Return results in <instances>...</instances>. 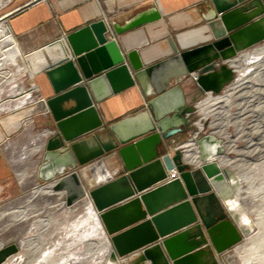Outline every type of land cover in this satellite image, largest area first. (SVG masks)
Wrapping results in <instances>:
<instances>
[{
	"label": "water",
	"instance_id": "95a60500",
	"mask_svg": "<svg viewBox=\"0 0 264 264\" xmlns=\"http://www.w3.org/2000/svg\"><path fill=\"white\" fill-rule=\"evenodd\" d=\"M199 9L221 34L185 49L169 36L172 53L154 62H146L147 50L129 47L124 36L161 17L151 6L120 25L100 18L67 32L68 55L41 68L50 86L41 112L54 131L44 140L34 179L63 193L66 205L89 199L110 248L105 264H223L252 231L231 170L218 161L223 138L201 131L194 118L200 101L186 102L180 80L168 82L195 72L199 93L222 92L236 79L230 61L264 41V0H203ZM135 85L146 96L143 109L104 126L97 105ZM101 127L94 133L97 147L80 157L71 141ZM193 127L195 162L183 158L184 146L174 147ZM102 158L111 161L115 176L86 186L96 175L93 162L87 163ZM171 168L177 175L168 179ZM17 250L13 240L0 244V264Z\"/></svg>",
	"mask_w": 264,
	"mask_h": 264
},
{
	"label": "crops",
	"instance_id": "0c3cea01",
	"mask_svg": "<svg viewBox=\"0 0 264 264\" xmlns=\"http://www.w3.org/2000/svg\"><path fill=\"white\" fill-rule=\"evenodd\" d=\"M202 1L0 0V16L6 14V17L0 21L5 26L6 33L17 45L16 53L27 67L29 81L28 85L21 86L22 90L10 84V93L0 95V191L12 192L15 187L21 191L15 176L16 172L22 176L23 188L26 185L35 188L31 173L39 162V155L48 132H53V128L45 125L47 117L41 112V99L50 93V86L41 68L68 55L63 39L64 34L100 18L108 26L111 22L120 25L136 12L155 6L161 13L159 19L139 25L124 34L130 42L129 47L147 50L145 60L150 63L172 53L168 42L169 36L174 39L179 49H185L221 34L220 25L214 23L211 27L203 20L201 9H199ZM11 55L13 54H6L4 57ZM8 76L4 71L0 73V78L4 79ZM177 80H180L186 102H190L193 98L200 101L199 109L194 117L200 128L204 122V113L208 111L201 109V105L209 104L211 107L217 104L219 99L216 95L218 94L208 96L206 93H199L194 87L191 74L182 75L179 79H170L168 84L173 85ZM230 85L232 84H227L223 90ZM22 100L27 102L12 111L7 110ZM145 100L146 96L139 86L135 85L106 97L97 105V109L106 126L112 121L143 109ZM12 113L16 114L14 119L8 117ZM198 114L201 116L198 117ZM196 128L198 127L189 129L181 138L177 137L174 144V147L184 146L188 155L185 154L183 158L192 162L196 161L197 149L192 140V134L195 133ZM209 128L207 123H203L201 131L211 130L220 136L215 130ZM103 129L101 127L90 131L71 141L76 143L80 157L97 147L94 133ZM102 136L105 135L102 134ZM10 155L11 157H8ZM24 156L26 157L23 159ZM35 159H37L36 164H33ZM218 161L221 165L226 164L223 158ZM92 162L94 164L92 169L96 175L89 181H84L86 186H93L96 181L115 176L110 160L104 161L102 158L101 163L97 164L96 159H93L87 164ZM88 174L93 175V171H89ZM80 176L84 180L82 175ZM24 193L26 196L28 191ZM140 236L139 233L137 237Z\"/></svg>",
	"mask_w": 264,
	"mask_h": 264
},
{
	"label": "rangeland",
	"instance_id": "374dc122",
	"mask_svg": "<svg viewBox=\"0 0 264 264\" xmlns=\"http://www.w3.org/2000/svg\"><path fill=\"white\" fill-rule=\"evenodd\" d=\"M4 28L0 21V73L9 75L0 78L2 96L10 93V84L18 90L29 84L27 67L18 54L4 57L11 42ZM237 65L236 82L216 95L217 104L201 105L208 110L203 120L224 140V165L231 170L230 181L236 185L237 198L252 228L238 249L229 250L221 263L264 264V41L245 50ZM15 176L21 191L18 187L12 192L0 191V243L14 239L20 247L3 264L109 261L108 246L86 197L66 205L63 193H54L47 184L23 188L21 174L16 172ZM26 190L24 202H11L2 208Z\"/></svg>",
	"mask_w": 264,
	"mask_h": 264
},
{
	"label": "bare ground",
	"instance_id": "6f19581e",
	"mask_svg": "<svg viewBox=\"0 0 264 264\" xmlns=\"http://www.w3.org/2000/svg\"><path fill=\"white\" fill-rule=\"evenodd\" d=\"M258 44V43H257ZM257 44H255V45H257ZM255 45H253V46H255ZM252 46V47H253ZM252 47H250V48H252ZM249 48V49H250ZM17 45L15 44V42H13L12 40H11V42H10V45H9V48H8V50H7V52H6V54L8 55V54H14V53H16V51H17ZM246 50H248V49H246ZM245 51V50H244ZM244 51H241L235 58H234V60L233 61H230L234 66V68L236 69V73H235V77H236V79L233 81V79H232V81L233 82H228V83H226L225 85H224V87L227 85V84H234L235 82H236V80H237V74H238V72H239V67H238V61H239V57H240V55L244 52ZM246 60H248V59H246ZM249 61V60H248ZM241 62H244V61H241ZM12 86L13 87H16V85L15 84H12ZM207 95V94H206ZM25 102H27V101H24V100H22V102H20L19 104H17V105H15V106H13L12 108H10V109H7V110H9V111H12V109H14V108H17V107H19L20 105H22L23 103H25ZM9 118H12V119H14L15 117H16V114H14V113H12L11 115H9L8 116ZM202 126H203V122H202V125H200V128H202ZM41 151H42V149H41ZM196 156H197V151H196V154H195ZM9 157H11V155L9 156ZM26 156H24L23 157V159L25 158ZM22 159V160H23ZM36 160L37 159H35L34 160V162H33V164L35 163L36 164ZM39 160H40V155H39ZM38 164V163H37ZM31 180H32V183H33V185L36 187H43V186H45L46 184H42V183H39L38 181H36L35 179H34V172L32 171V173H31ZM21 185H23V182L21 181ZM18 196V195H17ZM24 196H25V193H23V194H21L20 196H18V197H15V198H13V199H10L7 203H6V205H4L2 208H5L6 206H8L11 202H24ZM88 199V198H87ZM88 201H89V199H88ZM90 202V201H89ZM90 205H91V203H90ZM91 209H92V211H93V217L95 218L94 220H96V223H97V227L100 229V231H102V235H103V241L105 242V236H104V231H103V228H102V226H101V224H100V222H99V220H98V218H97V215H96V213L94 212V210H93V208H92V206H91ZM7 241H11V240H7ZM6 241V242H7ZM13 241H15L14 239H13ZM6 242H4L3 244H5ZM16 242V244H17V246H18V248L20 247V245L18 244V242H17V240L15 241ZM0 244H2V243H0ZM106 244V243H105ZM240 244H241V242L240 243H238V245H236V247H235V249H238V247L240 246ZM108 246V245H107ZM106 252L108 253H110V248L108 247L107 248V250H106ZM12 257V256H11ZM230 258V257H229ZM9 259V258H8ZM4 263V262H3ZM2 263V264H3Z\"/></svg>",
	"mask_w": 264,
	"mask_h": 264
},
{
	"label": "built area",
	"instance_id": "2783aa9c",
	"mask_svg": "<svg viewBox=\"0 0 264 264\" xmlns=\"http://www.w3.org/2000/svg\"><path fill=\"white\" fill-rule=\"evenodd\" d=\"M191 75H192V78L194 79L195 76H196V73L193 72V73H191ZM176 175H177L176 170H175L174 168H171V169H169V171H168L167 178H168V179H171V178H174Z\"/></svg>",
	"mask_w": 264,
	"mask_h": 264
}]
</instances>
